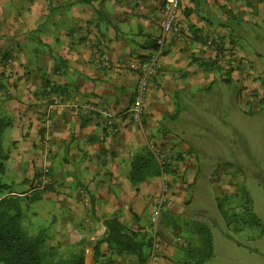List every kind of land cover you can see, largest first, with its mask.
Listing matches in <instances>:
<instances>
[{
  "label": "crops",
  "instance_id": "obj_1",
  "mask_svg": "<svg viewBox=\"0 0 264 264\" xmlns=\"http://www.w3.org/2000/svg\"><path fill=\"white\" fill-rule=\"evenodd\" d=\"M164 1L0 0V112L11 124L3 132L10 157L4 184L13 194L31 195L19 189L37 190L48 167L49 183L28 202L30 214L45 222L50 248L66 254L79 247L85 264H147L150 246L142 262L103 242V221L118 218L150 239L162 179L133 185L130 165L151 144L177 150L171 121L181 92L240 82L247 103L264 102V0H182L181 35H169L158 51ZM150 58L158 69L135 121L130 109L140 74L129 65ZM170 175L153 264H185V248L192 246L185 241L188 225L177 219L189 218L194 182Z\"/></svg>",
  "mask_w": 264,
  "mask_h": 264
},
{
  "label": "rangeland",
  "instance_id": "obj_2",
  "mask_svg": "<svg viewBox=\"0 0 264 264\" xmlns=\"http://www.w3.org/2000/svg\"><path fill=\"white\" fill-rule=\"evenodd\" d=\"M240 89V82L218 80L209 89L194 86L181 92L177 118L171 121L179 136L174 139L177 150L165 151L167 142L151 144L164 156L163 168L171 165V174L181 175L177 180L194 182L185 206L188 221L177 220L188 225L191 237L185 241L192 246L199 245L202 225L210 229L214 257L205 264H264V102L247 103ZM2 139L8 151L9 142L3 134ZM185 161L193 163L194 172ZM8 176H1L3 184ZM169 176H160L159 196L167 186L168 197ZM10 189H0V197ZM32 189L19 190L28 193ZM30 211L26 207L23 224L33 236L46 227L43 220L35 221ZM44 235L46 238V231Z\"/></svg>",
  "mask_w": 264,
  "mask_h": 264
},
{
  "label": "trees",
  "instance_id": "obj_3",
  "mask_svg": "<svg viewBox=\"0 0 264 264\" xmlns=\"http://www.w3.org/2000/svg\"><path fill=\"white\" fill-rule=\"evenodd\" d=\"M2 89L0 83V91ZM10 125L9 119L0 112V189H9V185L1 182V176L6 174L10 158L4 148L2 134ZM130 166V181L133 185L160 177L163 173L174 172L171 165L163 168L150 148H145L135 155ZM36 191H30L33 194L24 196L9 191L0 198V264H85L84 252L81 248L75 247L62 254L48 246L44 230L33 236L26 231L23 219L28 202L38 200L44 190ZM103 222L107 229L103 242H107L115 249L117 255H136L142 262L144 261L145 248L151 244V240L146 235L138 231H128L118 218H109ZM199 235L201 236L199 245L185 248V264H205L214 257L210 229L202 225Z\"/></svg>",
  "mask_w": 264,
  "mask_h": 264
},
{
  "label": "built area",
  "instance_id": "obj_4",
  "mask_svg": "<svg viewBox=\"0 0 264 264\" xmlns=\"http://www.w3.org/2000/svg\"><path fill=\"white\" fill-rule=\"evenodd\" d=\"M182 0H165L163 4V18L160 23L161 35L156 39V46L158 51H163L167 45V37L169 35L180 36L181 35V20H180V6ZM210 47V53L212 55H217L216 46L212 41L208 42ZM131 70L138 71L140 74L139 84H138V94L135 97L130 113L135 121H140L144 113V97L146 94V89L149 80L155 73V70L158 69L157 62L155 58H150L149 60L142 61L140 63H131L129 65ZM109 129L114 132L112 124L109 123ZM150 149L157 156L160 164L164 165V156L157 149V147L150 145ZM50 169L44 167L41 174L36 181L34 189L43 190L46 185L49 183ZM167 190L168 187L164 186L163 193L157 197L152 206H151V223L152 228H150V257L147 261V264H153V258L155 257L156 252L160 248L159 233H158V220L163 211L164 205L167 200ZM88 204V203H86Z\"/></svg>",
  "mask_w": 264,
  "mask_h": 264
}]
</instances>
